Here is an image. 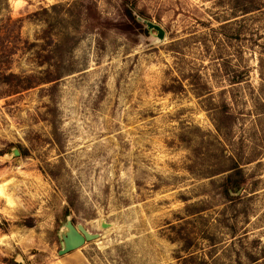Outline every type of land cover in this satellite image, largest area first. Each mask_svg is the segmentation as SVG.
I'll use <instances>...</instances> for the list:
<instances>
[{
    "label": "rangeland",
    "instance_id": "rangeland-1",
    "mask_svg": "<svg viewBox=\"0 0 264 264\" xmlns=\"http://www.w3.org/2000/svg\"><path fill=\"white\" fill-rule=\"evenodd\" d=\"M0 264H264V0H0Z\"/></svg>",
    "mask_w": 264,
    "mask_h": 264
},
{
    "label": "water",
    "instance_id": "water-1",
    "mask_svg": "<svg viewBox=\"0 0 264 264\" xmlns=\"http://www.w3.org/2000/svg\"><path fill=\"white\" fill-rule=\"evenodd\" d=\"M151 27H154L156 30H160L158 26L152 25ZM159 37L162 38V35H159ZM13 155L15 157H19L20 151L15 149L13 151ZM106 226H110V225L103 224V228H107ZM67 228H68V232L64 237V249L59 252L61 256L68 255L73 251L80 249L87 242H91L99 239L98 234L90 233L82 225L75 226L71 222H68Z\"/></svg>",
    "mask_w": 264,
    "mask_h": 264
},
{
    "label": "trees",
    "instance_id": "trees-1",
    "mask_svg": "<svg viewBox=\"0 0 264 264\" xmlns=\"http://www.w3.org/2000/svg\"><path fill=\"white\" fill-rule=\"evenodd\" d=\"M126 15L129 18V20H131V21H133V22H135L137 24H140L138 22V17L143 19V20H149V16L146 14V12L144 10L136 11V10L130 9V10L126 11ZM55 77L56 78L54 80H59V78H57V76H55ZM9 78H16V75L15 74H9L8 76H6V79H9ZM51 81L52 80H49V82H51ZM32 85H33V83H29V84H27L24 87L26 89H30L32 87ZM14 87H17V89L24 88V87H21L19 84H17ZM229 171H235L236 173L235 174L232 173V174H230L228 176L227 181H226V183L223 186L224 187L223 193H224V197L226 199H228L229 201H233L236 198L231 195V188L234 186V181L238 178V176H240V175L242 176V172H241V170H240V168L238 166H235V167L231 168ZM66 215H69L68 212L66 213Z\"/></svg>",
    "mask_w": 264,
    "mask_h": 264
}]
</instances>
